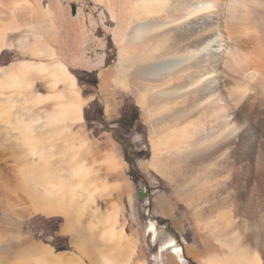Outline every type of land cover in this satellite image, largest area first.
Listing matches in <instances>:
<instances>
[{"label":"bare ground","instance_id":"obj_1","mask_svg":"<svg viewBox=\"0 0 264 264\" xmlns=\"http://www.w3.org/2000/svg\"><path fill=\"white\" fill-rule=\"evenodd\" d=\"M96 2L115 23L110 28L106 11L99 12L102 28L113 34L119 46L112 72L126 85L132 79L130 89L143 108L152 137L159 138L152 143L154 167L158 172L159 165L171 172L170 177L165 176L177 190L181 181L188 184L201 203L192 214L214 224V229L209 227L220 250L204 247L195 260L202 264H264V236L253 233L264 227V0ZM0 5L5 6V10L0 8V56L18 46L23 57L8 66L0 62V160L14 163L9 167L17 178L15 189L0 185V212L4 213L0 218V264H84L78 255L57 253L48 245L39 249L15 236V220L33 212L63 214L73 233L88 213L87 232L111 244L116 253L105 257V264H130L131 257L124 255L128 250L134 253L137 243L116 228V203L111 202L105 213L100 211L96 196L108 193L110 186L93 178L92 166L83 159L89 152H81L84 137H76L79 134L71 130V123L83 120L86 100H81L66 59L79 54L72 47L74 56L60 55L56 33L63 25L66 30L73 28L77 17L83 18L82 11L77 19L68 13L71 17L63 23L62 17L68 16L63 14L70 9L61 11L62 0H0ZM66 20L76 23L68 26ZM9 33L20 37L14 42ZM60 41L64 42L61 45L68 42ZM101 42L99 47L104 48L105 41ZM29 55L33 59H27ZM104 60L98 54L96 63H84L85 69L95 70ZM42 80L48 93H32ZM68 123L70 127L57 126ZM116 159L107 160L111 169L118 167ZM64 164L67 170L61 168ZM18 190L30 199L33 211L29 204L15 203L21 198L16 197ZM193 201L194 197L186 205L191 208ZM172 208L171 202L162 199L160 211L171 214ZM149 228L159 245L161 232L156 223ZM175 243L170 238L159 249L173 248ZM32 254L35 259H25ZM173 255L179 263L189 264L183 247L176 248ZM141 262L138 264H145Z\"/></svg>","mask_w":264,"mask_h":264},{"label":"rangeland","instance_id":"obj_2","mask_svg":"<svg viewBox=\"0 0 264 264\" xmlns=\"http://www.w3.org/2000/svg\"><path fill=\"white\" fill-rule=\"evenodd\" d=\"M95 1L96 0H62L64 6H62L61 11L63 9L64 11L62 12L65 13L66 11H68L66 9H70V12H66L67 14L65 13V15L63 14V16H66L69 13L71 16H74L76 18L78 16L79 10H81L84 19L79 18L78 16V21L76 20L77 24H74L75 26H73V28L66 27L69 28V30L64 29L63 27H65V25L62 24L63 27L60 26V30H58V32L56 31V37L58 35V38L60 37L56 43H58L57 45H60L57 47L60 51L62 49L61 52L63 54H61L60 52V55L65 56L64 58H67L69 56L71 57V55L74 56L76 53L79 54L75 55L76 57H74V59L79 58V61L77 59L74 60L73 57L71 58V60L68 58L66 59L68 60L67 62H69L68 68L81 78L80 81H89L94 83L93 85L95 88L92 89L90 93L94 94L96 99L93 102H87L86 104L82 103V105L85 106L83 110L84 118L91 122L105 121V115L103 111L104 109H106V130L113 139L122 142L125 148L123 165L122 167H120V169L119 166L117 168L120 171H125L126 173L122 175H114L111 177V179L119 185L116 191H120L121 193L123 192L122 196H120V198H123V201L121 202V205H119L120 209L118 207L119 215L116 226L121 225V229H123V231L127 233V235H129V240H131L133 243L136 241L135 243H137H134L135 252L130 254V250H128V254L124 255V257H131L130 264H133V257L137 256V253L141 252L143 254L142 257L144 259V261L142 262H145V264H153L155 258L154 254L157 252L158 255H156V259L158 263L171 264L169 259L175 256L173 255L175 249L183 247L185 251V256L187 257L186 259L188 260L189 264H202V262L195 260V256H197V254L195 255V253L202 252L204 250V247H207L212 251L220 250L218 244L214 241V237L212 235V229H214V224L211 223L210 219L207 220L208 218L206 217L197 218L192 214L195 207L200 206L201 203H197L196 199L198 195L194 190L190 188V186H188V184L181 181V190H177L175 188V185L172 184V182L168 178L170 177L171 172L169 173L168 170L163 169V167L159 165L158 168L161 172L160 173L154 167L152 143L153 139L158 141L159 138L152 137L151 127L148 125L147 120H145L146 116L143 111V108L137 102V98H135V93H133V91L130 89V83H132V79H130V82L128 83V85H126L125 82L122 81V79L118 78V74H113L112 72L115 69L116 62H118L119 46L114 40L113 34L106 33L102 28V24H100L99 12H101L102 10L106 11L108 17L107 25L110 28H113L115 26V23L112 21L111 15L108 10L99 5L97 2L95 3ZM68 3L71 8L67 7ZM45 4L46 8L48 9V1H45ZM1 6L2 5H0L1 10H3V8L5 10V6ZM49 14L50 16H54L53 12H49ZM67 17H69V15L66 17H62L63 23L64 20L67 19ZM94 18L97 19L95 20ZM68 20H66V22ZM5 22L6 21H4V24ZM67 23L65 24H67L68 26L71 24L72 26V24L76 22L71 21V23ZM91 23L93 25H91ZM63 29L64 33L62 32ZM80 29L82 30L80 31ZM24 31H26V29H24ZM86 35L89 38H86ZM19 37V33L8 34V38L10 40H14V42H16L17 38ZM69 38L72 40H69ZM80 38L83 39V41L80 40ZM94 38H97L98 40ZM60 39H66V41L68 42L70 41V43L65 42V45L62 44L63 47H66V44L68 43L66 47L67 49H65L64 51L63 49L65 47H61V42L64 43L63 41L65 40L60 41ZM101 40L105 41L104 48H102L103 46L99 47V45H102L103 43L101 42ZM72 41H74L73 44H71ZM80 43L82 45H80ZM76 46H81L80 50H78L79 47ZM72 47H75L77 50ZM71 49L72 52L70 53ZM73 51L75 52L74 55L72 54ZM79 51L81 53H79ZM98 54L99 56H105L103 65L97 68L96 72H94L93 74L87 75L89 73L85 70L84 63L86 64V61L88 60L91 63H96L98 60ZM21 59H23V57L20 54V51L18 50V46H16L14 50L5 51L4 55L1 58V63L3 66H8L11 63L17 62V60ZM27 59L31 60L33 59V57L29 55ZM77 61L78 63L80 62L79 64H81L79 68ZM96 74H99L100 80L98 79ZM40 82L43 83V80ZM42 83H40L38 91L45 92L46 86L43 85L44 83ZM168 128H170V126ZM167 132L171 133L172 129H168ZM92 134L95 136L99 135V129H94ZM107 163L112 168V164L109 162ZM13 164L14 163L11 162L5 163L2 159L0 160V172L2 170L4 171L1 172L2 174H0V185L4 183L5 186H8L9 184L8 187H12L13 189H15L17 188V178L13 173L14 170L11 169L13 167ZM9 171L11 172V174ZM93 173L95 176L97 175L94 170ZM94 175L93 178L99 179L98 175L97 177H94ZM165 175H168V177ZM7 178L9 179L8 182ZM99 183L101 184L103 183V181L99 179ZM109 189L112 190L113 187L110 186ZM106 192H108L106 193L107 196L104 197V199H106V202H101V204L105 206V208L109 207V205L112 204L111 201L113 202L114 199V196H111L109 190ZM20 193L21 190H18L16 197L21 198L15 199H17V201L20 200V203L22 202V205L30 204V199H28L23 193H21V196H18L20 195ZM175 193H177L179 196H175ZM192 197H194L193 205L195 202L196 203L190 208L186 204L189 205V201L192 200ZM162 199H167V201L171 202L173 207L171 209V214H165L164 212L159 210V205ZM27 201H30V203ZM126 202L127 206L125 205ZM15 203H19V201H15ZM261 204V208L264 209V204ZM22 205L20 207L23 208ZM26 205L24 207H26ZM31 207L32 206H28V209L31 210ZM95 207L97 208V206H93V209H96ZM98 207L100 208V206ZM2 216H4V213L0 212V218ZM119 219L121 220V224L119 222ZM137 220L140 221V223H137ZM153 221L156 223L159 231L161 232L159 245H156L154 243L152 235L150 234L149 226ZM15 223H17V227L15 226V236H20L21 238L28 240L30 243H33V245H35L39 249L45 248L48 245L53 248L54 252L57 253L64 251L67 253L75 254L76 252L80 255L78 256L84 264H96L97 262H94L96 259L99 260V263L105 264V257L116 256V253L113 252V247L111 244L103 242L96 235L93 237L94 234H90L89 232H87L86 236H84V238H82L81 240L87 247L85 251L86 253L81 254L79 251L77 252V250H75L74 248L72 238H68L57 233L61 223V219H47L45 217L32 213V215H26L19 221L15 220ZM251 223L252 227H255L257 225L255 221H252ZM141 226L144 227L143 231L141 229L139 230V227ZM209 226H213L212 229ZM253 233L254 235H258V233H260L262 236H264V227L258 228V230L254 231ZM170 238L176 240L175 246L173 248L163 249L161 251L159 249L160 244L168 241ZM78 240L80 241V238ZM123 242V245L126 244L125 241ZM111 252H113L114 254H111ZM192 255L194 257H192ZM28 257L26 256L25 259L36 258L33 254L29 255ZM167 258L168 261H166ZM178 263L179 262L176 259V264Z\"/></svg>","mask_w":264,"mask_h":264},{"label":"crops","instance_id":"obj_3","mask_svg":"<svg viewBox=\"0 0 264 264\" xmlns=\"http://www.w3.org/2000/svg\"><path fill=\"white\" fill-rule=\"evenodd\" d=\"M96 70L97 69L92 70V71L86 70L89 73L87 75L93 74L94 72H96ZM70 71L72 72V70H70ZM72 73H73L72 75L76 78V83H77V86L79 88V94H80L81 100L82 99L84 101L86 100L85 104L87 102H93L96 98H95L94 94H92L90 92L92 91V89L95 88L94 85H93L94 83L89 82V81H80L81 78L79 76H77V74H75L74 72H72ZM96 76L100 80L99 74H96ZM39 85H40V83L34 87L35 89L33 88L34 89V93H36V91H37V92H39L41 94H44V95L47 94L48 93V88L46 87V91L45 92H40V91H38ZM33 89L31 91L32 93H33ZM59 89L60 90H64V86L60 85ZM41 107L44 109L43 106H41ZM84 107L85 106H83L82 110H84ZM103 113L105 115V118H104L105 121H97V122L93 121V122H91V121L87 120L86 118H84V111H83V120L82 121H78L74 125L71 123L72 126L69 125L70 123L62 124V126L61 125H57V126H58V128H61V127L65 128L66 126H69V127L71 126V130L73 131V134L74 133H75L74 135H76V134L78 135L79 134L76 137H78V138L80 137V139H82L84 137L83 138L84 139L83 143H85V142L86 143H85V146H82L83 148H81V152H84L83 154H85V152H89V154H88L87 157H85V155H87V153H86L83 156L84 157L83 159L85 160V162L87 161L86 165L88 167L92 166L91 169L94 170L95 173H97V175L99 176V179H101L105 184L107 183V184H109L110 186L113 187V189L110 190L111 196L112 197L114 196L113 202H115L117 204V206L119 207V209H120L119 205H121V202L123 201V198L122 197L120 198V196H122L123 192L121 193L120 191H116V189L118 188L119 185L114 180H112L111 177L114 176V175H122V174L126 173L125 171H122V170L120 171L119 170L120 167H122V165H123V160H124V156H125V148H124V145L122 144V142H119V141L113 139L110 136V134L108 133V131L106 130V123H105L107 121L106 109H104ZM93 128L94 129L98 128L99 131H100V134L96 135V136L93 135L92 134V132L94 131ZM87 149H89V151H87ZM113 156H115V158L117 156L116 160H117L119 169L118 168L117 169H111V167L107 163V160L109 158H112ZM66 166L67 165L62 166L61 168L67 170L68 166L67 167ZM108 167H110V168H108ZM105 196H107L106 193L103 194V196H100V197L96 196L97 205L100 206L101 211L103 213H105V211H107L109 209V207H110V205H109V207L105 208V206H103L101 204V202H106V199H104ZM125 205L127 206V202H126ZM29 206L33 207V204L31 203V204H29ZM87 214L88 213H86V215L83 217V219L81 221L83 225H81V227H77V228H76V226L74 227V229H73L74 233H73V231L71 232L70 226L68 225L67 221H69V220L65 216H63V214L62 215L61 214H53V215L49 214V215L46 216L45 214L38 213L37 215L45 217L47 219H61V223H60V226H59V229H58L57 233L62 235V236H65V237L72 238L75 250H77V252L79 251L81 254H85L86 253L85 251H86L87 247L85 246V244L81 240H82V238H84V236H86L87 230H88L84 226V224H87V222H88L87 221L88 219L86 217ZM70 218L73 219V221H71V222H75L74 221V216L72 217V215H70ZM119 222L121 224V220L120 219H119ZM136 222L140 223V221H138V220ZM116 228L117 229H121L122 227H121V225H118V226H116ZM140 229L143 231L144 227L141 226V227H139V230ZM67 230H70V231H67ZM77 230H78V232H77ZM99 231H100V229L98 230V232ZM79 238H80V241L78 240ZM100 248H101V246H100ZM156 253L154 254L155 258H154L153 264H161V263L157 262L156 255H158V253L157 254ZM75 254H77V253L75 252ZM103 254H106V253H103ZM111 254H114V253L111 252ZM192 254H193V252H192ZM77 255H79V254H77ZM144 255H145V253H144ZM142 256H143V254L141 252L137 253V256L133 257V259H132L133 264H138L141 261H144ZM176 259L177 258L175 256H173V257H171L169 259V261H170L171 264H176ZM166 261H168V258L166 259ZM94 262H97L96 264H101V263H99L98 259H96Z\"/></svg>","mask_w":264,"mask_h":264},{"label":"trees","instance_id":"obj_4","mask_svg":"<svg viewBox=\"0 0 264 264\" xmlns=\"http://www.w3.org/2000/svg\"><path fill=\"white\" fill-rule=\"evenodd\" d=\"M4 53H5V51L1 54V56H0V62H1V58H2V56L4 55ZM2 64V63H1Z\"/></svg>","mask_w":264,"mask_h":264}]
</instances>
